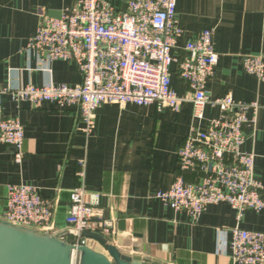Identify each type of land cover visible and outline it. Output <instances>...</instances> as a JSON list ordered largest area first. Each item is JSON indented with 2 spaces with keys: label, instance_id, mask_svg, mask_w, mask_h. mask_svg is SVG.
<instances>
[{
  "label": "crops",
  "instance_id": "0c3cea01",
  "mask_svg": "<svg viewBox=\"0 0 264 264\" xmlns=\"http://www.w3.org/2000/svg\"><path fill=\"white\" fill-rule=\"evenodd\" d=\"M111 1L119 4V0ZM72 2L0 0V90L26 84L80 83L72 61L44 63L25 50L40 14L59 17ZM175 13L183 33L171 50L173 56L184 55L185 41L201 30L214 31L218 62L205 84L208 96L229 94L236 101L258 102L255 122L244 128L241 149L254 154V176L264 186V82L245 72L241 64L244 54L264 56V0H176ZM170 86L180 97L189 95L174 63ZM0 110L18 118L24 133L20 162L15 161L11 146L0 143V215L6 206L7 185H33L43 197L58 199L54 232H67L62 239L71 240L65 217L69 192L78 185V160L84 158V188L100 194L102 215L115 222L118 232L114 244L126 255L160 264H234L228 247L230 228L264 232V209L247 210L237 220L233 208L219 202L191 220L156 197L170 188L179 173L177 149L193 124L190 101H184L178 111L158 110L154 104H101L88 137L74 107L17 104L4 94ZM219 115L217 107H205V118ZM184 176L194 179L192 174ZM89 247L105 254L100 244L90 242Z\"/></svg>",
  "mask_w": 264,
  "mask_h": 264
},
{
  "label": "built area",
  "instance_id": "2783aa9c",
  "mask_svg": "<svg viewBox=\"0 0 264 264\" xmlns=\"http://www.w3.org/2000/svg\"><path fill=\"white\" fill-rule=\"evenodd\" d=\"M176 0H73L59 17L41 13L36 31L25 50L39 61H72L81 77L75 86L53 84L7 86L0 90L17 104L43 103L74 107L88 137L95 128L96 109L105 103L154 104L158 110L178 111L184 101L192 104L193 124L177 149L179 173L168 190L156 197L164 206L185 212L196 220L210 204L228 203L237 220L247 210L264 209V186L254 176V154L241 149L244 128L255 122L256 101H236L231 95L210 98L206 81L214 75L218 54L213 48L212 28L188 38L184 55L173 56L182 36L175 13ZM186 83L189 95L180 97L170 86V66ZM242 68L264 82V56L244 54ZM207 105L220 115L205 118ZM252 112V117L248 113ZM24 141L23 124L0 110V143L14 150L20 162ZM78 185L69 192L65 223L72 231L68 242L89 246L95 239L83 232L98 233L114 244L115 222L106 219L99 207V193L84 188V158L78 160ZM184 174H192L193 180ZM57 198L43 197L37 187L18 183L7 185L6 206L0 218L40 232H54ZM228 244L234 264H264V232L233 226ZM78 263L73 251L72 264Z\"/></svg>",
  "mask_w": 264,
  "mask_h": 264
},
{
  "label": "water",
  "instance_id": "95a60500",
  "mask_svg": "<svg viewBox=\"0 0 264 264\" xmlns=\"http://www.w3.org/2000/svg\"><path fill=\"white\" fill-rule=\"evenodd\" d=\"M64 233L40 232L0 218V264H72L73 251L78 253L77 264H160L122 253L98 233L83 232L82 236L95 239L105 254L63 240Z\"/></svg>",
  "mask_w": 264,
  "mask_h": 264
}]
</instances>
